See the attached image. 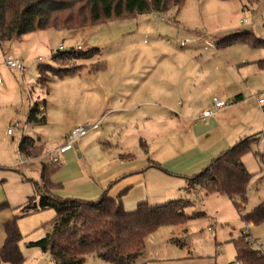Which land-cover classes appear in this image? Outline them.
Masks as SVG:
<instances>
[{
    "label": "rangeland",
    "instance_id": "obj_1",
    "mask_svg": "<svg viewBox=\"0 0 264 264\" xmlns=\"http://www.w3.org/2000/svg\"><path fill=\"white\" fill-rule=\"evenodd\" d=\"M245 18L249 22L242 24L241 21ZM46 31L47 33L39 31L26 35L21 42L14 41L0 46V204L7 202L10 205V209L3 213L13 214L12 211L25 204L29 197L35 196L34 182L40 180L42 162L56 151L48 142L59 133L48 128L47 121L45 125H26L28 111L34 103L45 99L48 106L51 103L60 106L66 99L63 95L66 93L64 88L58 90L53 87L58 93H50L51 95L42 92L37 85L39 65L54 66L48 75L43 73L47 81H51L55 74H60L62 69L76 71V68L86 65L82 75L94 79L86 84L95 90L97 78L100 79L98 86L101 89H109L108 84L112 82L122 92L123 87L146 75L149 83L155 81L152 88L157 90L173 85L172 96H175V102L179 105H185V96L189 95L190 102L197 103L196 109L201 107L202 102L206 103L208 99L212 101L213 96L225 87L233 86L245 89V97L249 101L244 111L247 110L251 115V123L259 122L257 127L261 126L256 132L260 133L256 137L258 139L251 144L252 150L243 157L246 168L253 175L248 186V202L242 207L246 209L239 212L233 200L222 195H206L198 186L190 188V191H183L182 198L193 202L186 213L191 216L195 214L196 217L190 219L185 226L162 227L153 233L147 242V258L165 257L167 261L161 264H237L239 262L236 259L234 240L239 239L242 231L251 234L250 247L257 249L259 246L264 251V223L251 225L242 219L245 211L253 210L264 201V105L258 104V99L264 100V48L255 49L244 44L225 49H218L216 46L218 40L239 31H253L264 38V0H185L180 10L172 9L164 14L137 15L77 31ZM31 38L34 39L31 41ZM61 45L64 46V51H99L85 60L54 63L53 56ZM79 46L81 50H78ZM5 53L21 59L27 70L19 72L8 69L4 63ZM38 58L43 61L38 62ZM97 65H103V71L94 70ZM192 71L200 73L194 74ZM20 83L23 99L13 102L14 95L11 91L17 90ZM183 83L186 84L187 91L183 89ZM29 84L31 87L35 86L33 89L36 91L31 93L27 87ZM203 84L205 85L202 86ZM160 93L161 90L158 94ZM58 94L60 97L56 99ZM164 95L150 93V104L166 109L168 106L163 103L166 98L163 100ZM81 97L79 96L80 99ZM52 114L57 115L56 108H52ZM108 115L106 112L104 119L109 118ZM150 117L145 115L142 120ZM13 119L21 122L20 129H14V138L8 136ZM239 119L234 121L241 122ZM128 122L130 121L110 125L112 131L107 142L114 146L120 144V148L130 147L136 158L147 156L152 160V155L145 153L141 147L140 139H153L156 136L151 132L153 122L140 121L137 125ZM228 128L233 129V126ZM23 135L39 139L44 150L41 153L33 152L30 162L26 166H19L21 156L18 147ZM36 153H40L38 158ZM177 199L180 198L172 200ZM54 217L53 210H45L19 220L25 264H52L49 253L30 248L28 244L41 240L52 231L51 222ZM172 235L185 242V245L179 247L174 244ZM183 255L189 258L183 261L185 263L174 260ZM86 264L113 263L88 259Z\"/></svg>",
    "mask_w": 264,
    "mask_h": 264
},
{
    "label": "trees",
    "instance_id": "obj_2",
    "mask_svg": "<svg viewBox=\"0 0 264 264\" xmlns=\"http://www.w3.org/2000/svg\"><path fill=\"white\" fill-rule=\"evenodd\" d=\"M184 2L185 0H0V45L49 29L77 31L137 15L164 14L172 9L180 10ZM238 44L255 49L264 48V38L253 31H240L216 42L218 49ZM98 51L71 49L57 53L53 56V61L85 60ZM86 67L80 66L76 71L62 69L60 74L53 77L64 78L79 74ZM103 68V65H97L94 70L99 72ZM52 69L53 65L38 67L37 85L45 94L49 93L50 80L47 81L43 73L48 75ZM241 99V95L235 98L236 101ZM45 124V112L42 113L40 105L34 103L30 107L26 125ZM256 137L243 138L214 158L200 173L187 178L184 190L187 192L198 186L206 195H222L233 200L239 212L245 210L242 207L248 202V186L253 175L246 168L243 157L252 150L251 144L258 139ZM18 150L26 158L32 157L35 151L41 153L44 146L39 139L23 135ZM39 154L36 153L35 156L38 158ZM262 161L264 162V153ZM61 164L52 160L42 162L40 180L34 182L35 196L29 197L25 204L12 211V217L5 222V241L0 248V264H25L19 220L45 210L55 212L51 222L52 231L41 240L30 242L28 247L49 253L53 264H84L88 257L113 264H137L153 233L162 227L184 226L196 217L195 214L191 216L186 213L193 202L183 198L155 205L143 201L134 211H127L122 197H110L108 191L98 200L62 198L56 193L63 185L53 181ZM154 165L160 168V165ZM8 209L10 205L7 202L0 204V213ZM242 219L253 225L264 223V201L253 210L245 211ZM176 243L180 244L178 241ZM234 243L237 262L264 264V251L250 247L252 241L247 240L243 231Z\"/></svg>",
    "mask_w": 264,
    "mask_h": 264
},
{
    "label": "crops",
    "instance_id": "obj_3",
    "mask_svg": "<svg viewBox=\"0 0 264 264\" xmlns=\"http://www.w3.org/2000/svg\"><path fill=\"white\" fill-rule=\"evenodd\" d=\"M44 32L47 33V31ZM23 38L19 41H23ZM46 38H48V34H46ZM33 39L31 38V41ZM6 55L7 53L4 54V58ZM82 72L50 81L49 94L58 93L53 87L58 90L60 88L66 90V93L63 94L66 99L60 106L52 103L48 106L45 99L37 102L40 108L45 109L48 128H53L59 133L55 138L51 137V142L48 143L53 149H56L61 158L62 167L53 176V181L63 185V188L56 193L62 198L98 200L105 191H108L110 197H122L124 208L127 211H134L143 201L155 205L169 202L178 197L182 198L183 191L187 186V178L200 173L214 158L237 144L241 139L260 134L256 133L261 129V126L257 127L260 123H251L249 120L251 115L247 110L244 111L245 105L249 101L245 97V89L233 86L225 87L219 94L214 95L229 101V107L205 121L202 115L203 112L212 108L210 99L206 103L202 102L201 107L196 109L197 103L190 102V96L187 95L185 96L186 104L179 105L175 102V96H172L173 85L157 90L152 88L155 81L149 83L146 75L138 80L135 79L125 88L123 87L122 92L112 82L108 84L109 89H101L98 86L100 79L97 78L98 84L95 90L91 85L86 84L94 79L84 76L85 79ZM192 73L200 72L192 71ZM89 74L92 73L89 72ZM198 81L197 79L196 84L199 83ZM20 85L21 83L17 90L11 91L14 95L13 102L23 99ZM69 85L71 87H68ZM27 87L31 93L36 91L33 89L35 86L31 87L29 84ZM182 87L187 91L185 83L182 84ZM189 89L191 90V88ZM160 90L161 93L158 94ZM150 93L154 95H164L165 93L163 100L164 97L166 98L163 103L168 107L164 109L161 106L151 105L152 101L148 99ZM239 95L242 99L236 101L235 98ZM79 96H82L81 99ZM56 97L58 99L60 95L58 94ZM32 103L33 101H31ZM52 108L57 109V115L52 114ZM106 112L110 117L104 119ZM238 114H241V117H238ZM145 115H150V119L142 120ZM238 118L241 122L234 121ZM101 119H104L102 125L81 138L74 148L63 153L59 151L66 144L67 135L73 128ZM126 121H130L128 123L134 125L140 121L153 122L151 132L156 136L153 139L144 137L140 139L141 147L145 153L149 152L152 155L153 161L147 156L136 158L130 147L120 148V144L114 146L107 142L112 131L109 126L125 124ZM228 126H233V129L229 130ZM14 133L12 138H14ZM8 136L10 137V135ZM44 156L47 158L46 154ZM49 160H51L50 155L45 162ZM154 164L160 165V168ZM11 217L12 214L9 212L0 213V248L5 241L4 224ZM172 238V242L177 246L185 245V242L174 238L173 235ZM177 241L180 244L176 243ZM147 246L137 264H161L167 261L165 257L147 258ZM88 259L100 260L96 257H88L84 264ZM188 259L187 255H183L174 260L185 263L183 261Z\"/></svg>",
    "mask_w": 264,
    "mask_h": 264
},
{
    "label": "built area",
    "instance_id": "obj_4",
    "mask_svg": "<svg viewBox=\"0 0 264 264\" xmlns=\"http://www.w3.org/2000/svg\"><path fill=\"white\" fill-rule=\"evenodd\" d=\"M248 22L249 21L246 18L241 21L242 24H247ZM64 50H65L64 46L61 45L59 47V50L57 51V53L65 52ZM78 50H81L80 46L78 47ZM41 61H43V59L38 58V62H41ZM4 63L7 66V68L10 70H17L19 72H25L27 70V67L25 66L23 61L21 59H18V58H13V57L7 55L4 59ZM258 104L260 106L264 105V100L258 99ZM228 107H229V103L227 100L215 96L212 99V108L203 112L202 117L206 121L208 118L213 117L219 111L226 110ZM40 111L42 113H44L45 109L41 107ZM101 120H103V119H101ZM101 120L100 121H94V122H88L85 125H81V126H77V127L73 128L69 132V134L67 135L66 144L62 148H60L59 151L61 153H63V152L70 150L72 148V146H75L81 138L87 136L92 130L99 128L103 122ZM20 125H21V122L19 120H14L11 124V128L8 130V135L12 136L14 133V129H20V127H21ZM20 156H21V160L19 162V166H26V164H28V162H30V160H31L30 156H28L26 158L24 157L25 159H22L21 154H20ZM50 157L54 163L61 164V158L56 151L52 152L50 154ZM209 231L213 232V230H209ZM244 233H245V235H247V240L251 242V238H250L251 236H248V233H246V232H244ZM257 249L262 250L261 247H259V246L257 247ZM237 264H240V263H237Z\"/></svg>",
    "mask_w": 264,
    "mask_h": 264
}]
</instances>
